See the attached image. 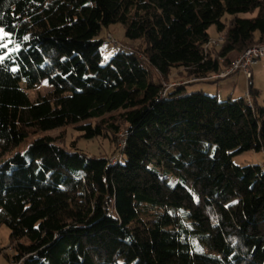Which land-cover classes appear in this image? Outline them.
I'll use <instances>...</instances> for the list:
<instances>
[{
    "label": "trees",
    "instance_id": "obj_1",
    "mask_svg": "<svg viewBox=\"0 0 264 264\" xmlns=\"http://www.w3.org/2000/svg\"><path fill=\"white\" fill-rule=\"evenodd\" d=\"M114 24L140 47L114 43L104 62L99 37ZM212 26L224 34L216 55ZM0 29L12 264H264V162L232 161L264 155L258 91L183 93L264 43V0H0ZM175 68L190 82L166 88ZM42 83L50 92L30 100ZM69 127L114 144L111 158L43 135Z\"/></svg>",
    "mask_w": 264,
    "mask_h": 264
},
{
    "label": "rangeland",
    "instance_id": "obj_2",
    "mask_svg": "<svg viewBox=\"0 0 264 264\" xmlns=\"http://www.w3.org/2000/svg\"><path fill=\"white\" fill-rule=\"evenodd\" d=\"M256 12L252 14H244L241 17L250 18L255 16ZM210 34V45H207L208 48H211V53L216 55L220 50L222 41L224 39L223 33H218L215 27L209 29ZM3 36V33L0 32V37ZM99 38H102L109 43L105 42L101 48V54L104 62H107L114 54L115 49L112 47V44L117 43L123 45L124 47H129L135 49L140 47L139 42H130L124 36V27L121 24H114L108 28H104L101 32ZM261 44L256 45L260 46ZM242 54L231 53L227 60L220 59L221 63L228 64L231 66L236 60L240 59ZM227 70L226 66H222L220 73ZM219 73V74H220ZM252 78L248 80L242 72L234 73L222 80L218 81H201L191 85L186 86L183 91L184 95L189 93L200 92L203 89V93L208 96H216L219 101H226L227 99L239 100L245 97L248 93L250 85L253 89L258 91L257 102L262 105L264 104V60H260L255 66L251 69ZM191 78L186 77V74L182 69H172L164 80L166 88L169 86L179 85L183 83L190 82ZM50 87L46 83L38 85L33 90L27 91L30 100L34 101L38 97L46 95L50 92ZM202 92V91H201ZM116 115V114H115ZM43 135H49L53 138L61 136L63 138V143L66 146L71 145L72 143L84 153L88 154L91 157H107L111 158L113 152L115 151L116 146L109 142L106 139L96 138L92 140L82 139L81 134L74 130L73 127L68 129H58L53 131H48ZM42 135V136H43ZM38 137V136H37ZM34 137L27 139L23 142L19 148V151H24L30 141ZM7 156H5L6 158ZM233 163L237 166L243 167L246 165H262L264 162V155L255 152H244L233 158ZM12 245L9 241V230L4 226L0 225V264H12L9 260L12 255ZM8 256V257H7Z\"/></svg>",
    "mask_w": 264,
    "mask_h": 264
},
{
    "label": "built area",
    "instance_id": "obj_3",
    "mask_svg": "<svg viewBox=\"0 0 264 264\" xmlns=\"http://www.w3.org/2000/svg\"><path fill=\"white\" fill-rule=\"evenodd\" d=\"M209 41L208 45H210ZM260 60H264V43L260 46H253L247 49L241 56L240 59L236 60L230 67L227 68L224 72L214 76L213 78H225L234 73L242 72L244 76L249 80L252 78L251 69L255 66ZM245 98L249 100L248 95H245Z\"/></svg>",
    "mask_w": 264,
    "mask_h": 264
},
{
    "label": "snow or ice",
    "instance_id": "obj_4",
    "mask_svg": "<svg viewBox=\"0 0 264 264\" xmlns=\"http://www.w3.org/2000/svg\"><path fill=\"white\" fill-rule=\"evenodd\" d=\"M0 32H3V29H0Z\"/></svg>",
    "mask_w": 264,
    "mask_h": 264
}]
</instances>
